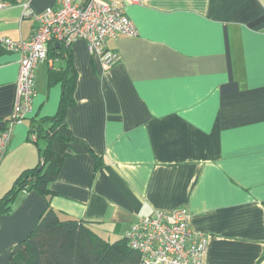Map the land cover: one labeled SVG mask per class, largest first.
I'll return each mask as SVG.
<instances>
[{
    "label": "crops",
    "instance_id": "0c3cea01",
    "mask_svg": "<svg viewBox=\"0 0 264 264\" xmlns=\"http://www.w3.org/2000/svg\"><path fill=\"white\" fill-rule=\"evenodd\" d=\"M115 1L136 34L106 39L120 56L113 67L82 39L35 67L31 109L0 158V197L40 160L46 140L34 142L30 127L58 111L68 57L75 85L63 123L75 141L51 194L23 190L1 216L0 264L48 206L111 241L140 216L184 207L207 237L204 264H264V0ZM48 6L56 0L7 3L0 39L28 40ZM20 58L0 42V132Z\"/></svg>",
    "mask_w": 264,
    "mask_h": 264
},
{
    "label": "built area",
    "instance_id": "2783aa9c",
    "mask_svg": "<svg viewBox=\"0 0 264 264\" xmlns=\"http://www.w3.org/2000/svg\"><path fill=\"white\" fill-rule=\"evenodd\" d=\"M7 3L0 0V8ZM56 4L35 15L37 25L28 40L0 39L6 50L18 51L21 55L16 81L17 99L5 128L0 132V158L10 139L12 125L24 119L31 109L35 95L34 70L37 63L48 58L50 44L60 43L68 47L74 40L82 39L87 51L100 57L104 68L109 69L120 56L117 51L106 48V39L120 33L136 34L134 24L119 1L86 0L79 5L73 0H56ZM31 139L36 140L35 134H31ZM123 237L127 245L140 254L142 264H204L208 246L204 233L189 228V213L184 207L155 210L140 216L125 230Z\"/></svg>",
    "mask_w": 264,
    "mask_h": 264
},
{
    "label": "trees",
    "instance_id": "16d2710c",
    "mask_svg": "<svg viewBox=\"0 0 264 264\" xmlns=\"http://www.w3.org/2000/svg\"><path fill=\"white\" fill-rule=\"evenodd\" d=\"M15 4L18 0H3ZM67 52L66 46L52 43L48 56ZM62 81V93L58 111L43 117L30 127V134L45 139L46 146L40 152L39 162L20 172L10 188L0 197V218L10 214L14 201L23 190H35L48 197L49 183L59 171L64 158L70 153L68 143L75 141L63 117L72 105L75 73L71 59L68 66L57 74ZM53 79V75H51ZM6 264H142L140 254L127 245L125 238L111 241L98 234L90 223L78 219H61L56 211L47 207L39 216L30 233L17 243Z\"/></svg>",
    "mask_w": 264,
    "mask_h": 264
},
{
    "label": "water",
    "instance_id": "95a60500",
    "mask_svg": "<svg viewBox=\"0 0 264 264\" xmlns=\"http://www.w3.org/2000/svg\"><path fill=\"white\" fill-rule=\"evenodd\" d=\"M56 44H57V43H56ZM3 124H4L3 122H0V128H2V127H3Z\"/></svg>",
    "mask_w": 264,
    "mask_h": 264
},
{
    "label": "rangeland",
    "instance_id": "374dc122",
    "mask_svg": "<svg viewBox=\"0 0 264 264\" xmlns=\"http://www.w3.org/2000/svg\"><path fill=\"white\" fill-rule=\"evenodd\" d=\"M114 238H116V235H114L113 237H111V240H113Z\"/></svg>",
    "mask_w": 264,
    "mask_h": 264
}]
</instances>
